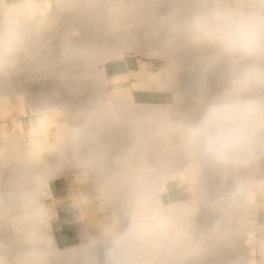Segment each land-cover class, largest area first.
I'll use <instances>...</instances> for the list:
<instances>
[{
  "label": "clouds",
  "instance_id": "9594fccd",
  "mask_svg": "<svg viewBox=\"0 0 264 264\" xmlns=\"http://www.w3.org/2000/svg\"><path fill=\"white\" fill-rule=\"evenodd\" d=\"M0 26V74L18 66L25 48L22 14L12 5ZM167 42L194 53L197 82L217 89L201 97L196 116L155 118L149 137L159 146L153 155L142 134L110 184L126 195L127 211L103 232V264H186L225 228L218 220L207 232L195 218L199 197L164 205L154 195L172 155L202 173L227 177L264 160V0H179L159 21ZM82 133L73 134L78 144ZM36 186L15 183L5 196L11 222L22 240L13 264H48L42 234L46 210ZM224 199H227L225 197ZM50 247V242H48ZM85 264H88L87 258Z\"/></svg>",
  "mask_w": 264,
  "mask_h": 264
},
{
  "label": "rangeland",
  "instance_id": "374dc122",
  "mask_svg": "<svg viewBox=\"0 0 264 264\" xmlns=\"http://www.w3.org/2000/svg\"><path fill=\"white\" fill-rule=\"evenodd\" d=\"M33 1L37 3V4H35L36 8L40 7L42 10V7L44 5L45 7L46 6L48 7V10H50V12L52 11V9L54 11L57 9L63 11V9H64V11H65L69 7V9L71 8L70 12L68 10L65 13L68 12V13H71V15L67 13L65 15L67 17V18H65V20H63L64 18H61L58 20L59 23H58V21L57 22L55 21L56 23L52 22L53 25H51L52 24L51 22H50V24H49V22H45V23H48V24L44 23L45 26L40 25V23H38V22L36 23V19L38 17L37 16L38 13H36L37 12L36 8H34L35 6H31V4H30ZM70 1L71 0H0V12H1L2 17H3V21H4L3 24H5L9 19V16H8L9 7L12 5H15V6L21 5V6H23V8L25 10V15H26V18L28 19L27 20L28 22L26 21V23L27 24L29 23L28 26L32 25V27L31 26L26 27L27 24L26 23L24 24L25 27L23 29V32L26 31V33H27V34L25 33L27 36V37H25L26 38L25 44L26 45L28 44L27 45L28 47L25 46L26 50H24V56H23L22 60L18 63L19 64L18 67L12 73H10L11 75L9 74L7 76H9L10 79H12V77L15 76V79L13 77L14 80H17L16 79L17 77H18V79H20L21 77L22 78L23 77L28 78L30 76L29 78H31L33 80H31V79L27 80V78H26V80H24L23 82H26V81L27 82L28 81H42L43 80L45 82L46 87L47 88L49 87L48 89H45L36 95L32 94L31 97L33 99V101H32L33 103L31 102V100H30L31 103L29 101L26 102L25 99H22L25 97L21 94L20 95L22 97L21 96L19 97L17 94H14L15 91L13 92L11 90L12 87H0V95H1L0 96V98H1L0 99V128H2V127L6 128V133H5L4 137H9L10 135H13L18 140L24 138L26 140V142L28 144V148L30 150L35 149L36 143H37V145H39L41 147L45 146L48 143L50 145L51 144H61V143H63L65 137H68L69 135L72 136L73 134H76L78 132L82 133V135L84 137L82 135H81V137H83L84 140L87 139V141L85 140L86 142H84V140H83V142H81V143L79 142L78 144H72V143L68 144L69 150L66 151L67 153L65 152L66 154L64 153L65 155H63V154L62 155L68 156V157L70 156V158L73 160L75 157V154H74L75 147L80 146V148H81V146H82L81 152H82V156L84 158H82V161H80L81 163H79V164L81 165L82 163H85L88 160L86 162L88 166L85 163L86 166L82 167V165H81V168L82 169H86V168L88 169L89 168L87 172H89V174L90 173L91 174L89 175L86 172L87 176L88 177L90 176L88 178V180L93 177L92 179H94V180L96 179V181L93 180L94 182L93 181L90 182V180H91L90 179L89 182L87 181V182H84V183L78 185L75 176L71 173L70 174L68 173V174L59 175V176L57 175L58 177L55 176L52 179H49L47 181V185L49 184V182L51 180H54V179L66 180L70 185H72L74 187V191L76 193L75 194L76 196L81 195L82 197H84L86 199V201L88 203V209H89V211L87 213L89 218L86 221V224L88 227V239L83 243H80V244L74 245V246H70V247L69 246L68 247H59L55 243L54 246L56 247L55 249L57 251V252H55L51 249V247H49V244L47 243V239L49 236L43 235L46 238V242H45L46 245L44 244V247L49 252L48 264H65V262L61 263V260H59V259H61V258H59V256H60L59 254L62 255V254H66L68 252H70V253L75 252L74 254L76 257L74 258V260L70 261L71 264H85L86 258L88 260V264H91V261H94V260L95 261L98 260V261H96V264L97 263L100 264L103 259H99V258H102V257H98V259L90 260L91 258L97 257V255H99V254L89 253L88 249H93L95 247H102L101 241L103 238L104 230L115 219L121 218L123 216L122 211H120L121 207H123L121 205H123V204H119V205H117L118 206L117 207L113 202H114V200L119 202L123 197L126 198V195H125L123 190L116 191L113 189V187L110 184L109 178L111 179L112 175H114V173H117L118 170H120L124 166V163H123L124 159L123 158L125 156H127L129 151L135 145H137V134L139 133V131H140L139 134L144 135L143 136L144 141L146 140L144 143V147L147 148L153 155L156 154L159 146L148 136L149 134L144 131V130L148 131L147 129H149L151 131L150 128H152L153 121L155 120V118H153L154 120L152 118H148L149 120L152 119L149 121L148 119H146V117H143V118L142 117H135V116L132 117V115L129 114L127 104L124 102H121V101L118 103L116 101L115 102L111 101L110 102L111 104L109 102H108L109 103L108 104L107 102L103 101V98H101L100 96H97V95L94 97H89L90 99H88V98H86L87 96L84 97L86 95V93L98 92L97 89H94V88L91 89L90 87H88V88L87 87H80L78 85L79 89L76 88L75 91H73L74 93L76 92L77 94L81 95V97L84 98L83 100L81 97H78V98L71 97L70 98V97H66V96H64V97L59 96V95H57L58 92L56 90V87H57L56 80L57 79H55V75H57V72L59 71V69L61 70L62 73L58 72L57 76H59V73L63 74L65 72H67V68H65V67H67V65H69V63L76 62L78 57L81 58V57L85 56L84 59L90 60L91 62L94 59V61H95L96 58H99L98 55H100L101 51L105 50V48L108 49V50L106 49V52L110 50V52H107V54L109 53L110 55L109 54H108V56L105 55L103 58L99 59L100 62L98 61V69H99V71H101L103 73H104V66L106 64L113 63V62L117 61L118 59L125 57V56L134 57L135 59H137L139 61V64H140V62H144V66H141L142 71H144L143 73L151 74L152 79L149 80L152 84L151 86L155 85V87H157V88L156 89L153 88V89H155V91H157L158 94L162 95V97H159L158 100L156 101V103H154V104H137V103H135V104H137V105H152V106H173V107L177 106L176 104H178L177 113L176 114L174 113V115H173V117H175V118H180L183 116H188V117L194 118L196 116L198 110H199L202 95L206 96L207 93H210L211 91H213V88L215 91L217 89L216 87H218V86H217V83L215 80H209L206 87L201 88V86L197 82V78L195 80L196 73H194L195 72L194 71V53L191 50L184 48L182 46L170 45L167 42L166 31L160 27V24L158 21L150 23L153 25H151L149 27L148 26L145 27V29L142 30L143 32H141V34L138 35L139 36L138 38H141V40L143 41L142 43H145V45L143 44L142 46L144 48L147 47V51L150 49V51H148V52L145 51L144 53L145 54L149 53L148 55H150V52L153 49V47L149 46V45H153V46L156 45L155 47L159 46V48H161V50L163 49L164 52L169 51L170 54L174 53L175 55L174 54L173 55L175 56V58H174V56L171 58H166V56H168L169 53H168V55H166L167 53L166 54L164 53V55H163V51H160L157 48H155V50L156 49H157V51L159 50V53H161L163 56H161V54H158V55L156 54L155 56H152L153 54L151 53L152 55L147 56V54H146L147 57L146 56L144 57V55H141L140 53H137L135 51H126V50L122 51L119 54L118 52L111 51V49H110L111 46L109 44L114 43V40H115L114 36H111V37L106 36L107 38H104L102 36L103 39L101 38V40L102 41L104 40L103 43H102V41H99L98 42L99 44L95 43L96 41L93 42V44L90 43V45L88 44L89 46L87 45V47L85 49H82L77 54H76V52H78V51H76V52L74 51L75 53H73V51L71 50V52H70L69 49L66 48L67 45L65 46V49H67L66 51H63L64 48L63 49L57 48V49H55V54H54V51L51 52L54 49L51 46H49L50 42H52V40H54V39H57V37H55V36L61 34L62 32H66L68 30L67 28H69V29L71 28V24L73 23V17L72 16H74L73 14H75L77 12V10L79 11L81 8L86 10L85 8H88L87 6H89L91 4V2L94 3L97 0H90V1L75 0L76 2H74V0H72L73 2L71 1V3H73V4H70ZM102 1H106V0H102ZM118 1H119L118 2L119 4H117V5L119 7H118V11L116 12V14H118L117 17L120 18V16L124 15V16H128L130 18V14H133V12H134L133 15L135 17L134 16H131V17L136 18L137 15H135V13L136 14L140 13V12H138V10H139V8L142 9V7H141L142 4H144L143 7L147 6V8H148V5H149V8H151L150 5H152L153 8L154 7L156 8L157 6L159 8V6L160 7L162 6L161 8L163 9V7H164L163 4L167 5V3H168L167 1H169V0H167V1L166 0H162V1L158 0V2L153 0V2H154L153 4L155 5V3H156L157 6H154L153 4H151V0H144V2L142 0L141 1L140 0H133V1L132 0H118ZM163 1H164V3H162ZM109 2L113 6H115L117 3L116 0H109ZM133 2L137 6H134ZM137 2L138 3L143 2V3L140 6V3L138 5ZM145 2H148V5ZM110 3H108V5H106V7H110L111 6ZM62 4H64L65 6H63ZM128 6H129L130 10L132 8L135 11L132 10L133 12H131L130 10H128ZM131 6H133V7H131ZM138 6H140V7H138ZM45 7H43L44 10L47 9V7L46 8ZM62 7H63V9H62ZM76 7H78V8L80 7V8L76 9ZM111 8H112V6H111ZM161 8H159V10ZM145 9H146V7H145ZM44 10H42V11H44ZM44 12H42V13H44ZM68 16H69V18H71V17L72 18L68 19ZM60 20L63 24L60 22ZM157 22H158V24H157ZM51 27H53V28H51ZM25 28H29V31H27V29H25ZM30 28L31 29L35 28V30L34 29L31 30ZM61 28L66 29V31L65 30L63 31ZM60 31H62V32H60ZM29 34H31L32 36ZM110 38H112L113 42H112V40H110ZM160 39H161V41H160ZM45 40H46V42H49V44L46 43ZM29 41H30V43H29ZM105 42H107V44ZM44 43H45V45H44ZM104 43L106 45H104ZM160 44H163V45H160ZM47 45H48V47H47ZM40 46H41V48H40ZM71 47L72 46L69 45V48H71ZM31 48L33 49V52L35 54L32 52V50H30ZM43 50H45L44 53L42 52ZM58 50H61L63 52L59 53ZM84 50H86V51H84ZM93 51L95 53H92ZM99 51H100V54H99ZM172 51H174V52L172 53ZM80 52L82 55L80 54ZM181 53H182V57L180 56ZM189 53H190V55H189ZM25 55H28V56L25 57ZM51 55H53V56H51ZM112 56H114V57H112ZM178 56H180V57H178ZM183 56H186V57L183 58ZM187 56H188V59L190 58L189 60L187 59ZM31 57H33V60ZM46 57H48V58H46ZM168 57H170V55ZM24 58H26L25 61L23 60ZM29 58H31V59H29ZM72 60H73V62H72ZM101 60H102V62H101ZM190 60H191V62H190ZM35 61H37L38 63L36 62L37 64H35ZM184 63H187V64H185V66H184ZM191 63H193V64H191ZM21 64L25 65V67H23ZM63 65H65L64 66L65 69L61 68V66L63 67ZM20 66L22 68H20ZM186 67H187V69H186ZM152 71L154 73H152ZM187 73H189V74H187ZM43 75L44 76L47 75V77H44ZM192 75H194V76H192ZM33 76L34 77L36 76V77L34 78ZM52 76H54V78ZM175 77L178 78V80L175 79ZM49 78L51 79L50 81L52 82V84H50L51 83L50 81L47 82L49 80ZM34 79H37V80H34ZM45 79H47V80L45 81ZM22 80L23 79H21V81ZM6 81H8V80H6ZM17 81H19V80H17ZM106 81H107V79H106ZM53 84H54V86H53ZM4 85H7V84H4ZM158 85L161 87H159ZM106 87L110 92H124V91L128 90L126 88H123V86H113V85H109L108 83H106ZM81 90H83V91H81ZM197 93L198 94L202 93V94L201 95L199 94L200 95L199 96V95H197ZM185 94H187V95H185ZM15 98L17 100H15ZM182 98H184V99H182ZM182 100H183V102H182ZM103 102H104V104H103ZM112 103H114V104H112ZM187 103L190 105H188ZM33 104H36L37 108H35V105H33ZM59 104L63 105L64 107L61 106V109H52L51 107H49V106L58 107L57 105H59ZM87 104H88V106H87ZM191 104H193V105H191ZM105 105L108 108L105 107ZM109 105H110V107H109ZM115 105H117V106H115ZM66 108H68L67 111H66ZM117 109H119V110H117ZM63 111L67 115L72 116L73 119L71 117L66 122H59L58 120L61 117H63ZM115 111H116V114H115ZM104 112H107V114ZM110 112H112V113H110ZM117 112L119 113V116H118ZM77 114L79 116H77ZM178 115H180V116H178ZM75 116L78 118H76ZM80 117H82V118L79 119ZM75 118H76V121H75ZM77 120L78 121L81 120V122L80 121L78 122ZM83 121H84V123H83ZM87 123H89V124H87ZM72 124L75 125V127L72 126ZM77 124L78 125L80 124V125L77 127ZM69 125L71 126V128H69L70 127ZM88 125H89L91 130L89 129ZM96 125H97V127H96ZM109 126H111V127L109 128ZM106 127L108 129H106ZM99 129L101 130V133L103 132V134L99 133L100 132V131H98ZM104 129H106V130H104ZM67 131H69V132H67ZM96 131H98V132H96ZM106 131H107V133H105ZM141 131H144V132L142 133ZM98 133H99V136H98ZM104 134H107V135L105 136ZM2 135L3 134H0V137ZM92 136H94V137L96 136V137L92 139ZM102 137L105 138V140ZM130 144H131V146H130ZM153 149H154V151H153ZM70 150H71V152H70ZM126 151H128V152H126ZM107 154H109V156H107ZM122 155H124V156H122ZM49 157H53V156H49ZM53 158L47 159L49 161V164L59 163V161H60L59 158L58 159L54 158V160L56 162L53 160ZM176 158H177V164L178 165L177 166L174 165L175 168H177V167L179 168V166L182 167L184 164V163L182 164V162H185V160H183L184 158L182 156H180V158H183V159L178 158V156ZM84 159H86V161ZM178 159H179V161H178ZM72 160H71V165H69V167L67 168L68 169L67 171H70L71 169H73L75 166L78 165L77 164L78 162L75 161V159L73 161L74 163L72 162ZM114 162H116V163H114ZM178 162L181 163L182 165L179 164ZM186 162H185V166L187 164ZM254 166L255 165H252L251 168L249 167V168L241 169L240 171L236 172L237 176L235 177V179H233V182L231 181V184H233V185L231 186V188H229L227 191L224 192V195H226L228 198L227 199L228 200V211L230 213V218L237 225H239V228H241V225H242L245 230H248V232H251L254 235L253 237H254V242H255V246H256L255 258H254L255 262H256L255 264H264V167L262 166V167L257 168V166H255V167ZM107 168H108V171L110 170L109 172H107ZM116 169H118V170H116ZM177 170L179 171V169H176V172H177ZM251 171H252V174H251ZM93 172L96 174H94ZM176 172L172 173V176L168 177L165 180V184H174L176 186H179L180 197H179V199H177L178 201H175V202L165 201L162 198L163 197L162 193L164 192L163 191L157 195V198H159L161 200V203L164 205H173V204L188 202V201L193 200L195 197L194 196L195 195V191H194L195 185L192 184L193 183L192 181H194V180L191 179V177L186 172H183V170H181V169L179 172H177V173ZM92 173L94 174V176ZM53 174H55V173H53ZM108 174H109V176H108ZM97 175H98V177H100V178H98L99 181L97 180ZM249 175H251V176H249ZM36 179L39 180L38 176L37 177L35 176L33 181L34 182L38 181ZM258 180H260V182ZM33 181H32L33 186H36V183L34 184ZM198 183L201 184L202 180H199ZM91 185H93V190H95L97 188L98 189L95 191H92V189L89 188V187L92 188ZM108 185H110V187ZM38 186L40 189L41 188L40 181H39ZM85 186H88V187L85 188ZM247 186H251V189H252V195L250 198H249L250 195L245 194L246 193L245 190H247ZM88 188H89V190H88ZM104 189L106 192L104 191ZM100 190H101V192H100ZM109 190L111 191L112 194L110 193ZM107 191H109V192H107ZM109 193L111 194L110 197H109ZM120 196H121V198H120ZM122 200H124V198ZM249 200H253L255 202V206H256V211H255L256 213L255 214H252V213L250 214L249 213L250 209L248 211L249 204H247V203H249ZM112 208H117L119 211L113 212ZM4 217H5V215L3 214L2 210L0 209V225L1 226L3 225V223L5 221ZM9 218H8L9 221H6V223H7V227L11 230V229H13V226H12V222H11V217L9 216ZM213 222H211V224ZM195 224H196V227L199 231H204V232H207V230L210 229V227H212V225H213V224L212 225L210 224V221L199 220V219H197V220L195 219ZM49 225H50V222H49ZM250 225H253L252 231H251ZM51 234H52V231H51ZM0 237H1V235H0ZM18 237L20 238V236L18 235V236H15L13 238H9V239L16 241V240H18ZM7 238H8V236H6V239ZM255 239H256V241H255ZM19 240H21V238ZM0 242H1V240H0ZM18 243L22 244V242H20V241H18ZM10 244H12V243H10ZM21 244H14L13 246H11V248L15 247V245L21 246ZM11 248H10V254H9L8 258H6L5 261L1 260L2 258L0 255V264H13L14 258H15L19 249H16L17 251L15 249H13L14 250V252H13L11 250ZM101 255H99V256H101ZM78 256H80V258ZM227 256L229 259H227L226 261H223L222 264H228V263L230 264L231 263L230 256H233V254L230 252L227 254ZM1 261L2 262L4 261V262L2 263ZM95 261L92 263L95 264ZM203 261L202 262L197 261V262L199 264H205V261L204 262ZM187 262H186V264L196 263V261L192 262L191 259H190V261L188 260ZM70 263L67 262L66 264H70ZM101 264H103V263H101Z\"/></svg>",
  "mask_w": 264,
  "mask_h": 264
},
{
  "label": "bare ground",
  "instance_id": "6f19581e",
  "mask_svg": "<svg viewBox=\"0 0 264 264\" xmlns=\"http://www.w3.org/2000/svg\"><path fill=\"white\" fill-rule=\"evenodd\" d=\"M72 1V0H71ZM70 1V4H73L71 3ZM82 1V0H81ZM86 1V0H85ZM87 1H90V0H87ZM133 1V0H132ZM141 1V0H140ZM144 2V0H142ZM156 2H158V0H155ZM162 1V0H161ZM160 1V2H161ZM167 1V0H166ZM73 2V1H72ZM74 2H76L74 0ZM116 5L113 6L109 0L107 1H102V0H97L95 1L94 3L91 2V4L89 6H87L88 8H85L86 10L84 9H80L79 11L77 10V12L75 14H73L74 16L73 17V23L71 24V28H67L68 30L66 31V29L64 28H61L63 31L65 30L66 32H62L61 34L55 36L57 37V39H54L52 40V42H45L49 44V46H51L54 50H52L51 52L54 51V54H55V49H63V51H66L67 49H69V51L71 52V50L73 51V53H75L76 51V54L79 53V51H81L82 49H85L87 47V45L90 43L93 44V42L95 43H98L99 41H102L101 38L102 36L104 38H107L106 36H114L115 37V40H114V43L113 44H109L111 46V51H115V52H118L119 54L122 52V51H135L137 53H140L141 55H144V57L146 56H155L156 54H161L159 53V50L160 51H163V55L164 53L166 55H168L169 51L168 52H164V50L161 48L158 47H155L156 45H149V46H152L153 49L151 50L150 52V55H148L149 53H144L145 51H147V47H143L142 45L145 43H142L143 41L141 40V38H138L141 34V32H143L142 30L145 29V27H149L153 24H150V23H153L155 21H160L161 17H163L164 15L167 14V12L175 6L176 3L179 2V0H169L167 1V5H164L163 4V9L159 6V8H161L159 10L158 6L153 4V0H151V4H153L154 6H157L156 8L152 5H150L151 8H149V5H148V2H145L147 3L148 5V8L147 6L146 9L145 7H143L144 4H142L141 2L140 3V6L142 4V9L139 8L138 14L135 13L136 18H134L135 16L133 15L134 12L131 8H129L128 6V10H130L131 12H133V14H130V18L128 16H118V14H116V12L118 11V5L119 4L118 0H116ZM136 2V1H135ZM60 3V2H59ZM81 3V2H80ZM84 3V2H83ZM108 3H110L111 6L110 7H106V5H108ZM134 3V2H133ZM139 3L137 2V4L139 5ZM164 3V1L162 2ZM31 6H35L34 8H36V5L37 4L36 2H32L30 3ZM61 4V3H60ZM88 4V3H87ZM131 4V3H130ZM158 4V3H157ZM160 4V3H159ZM63 6H65L64 4H62ZM134 6H137L135 5V3L133 4ZM161 5V4H160ZM17 6V5H16ZM80 6V5H79ZM84 6V5H83ZM138 6V7H140ZM43 7H45L43 5ZM42 7V10H44ZM47 7V6H46ZM45 7V8H46ZM71 7V6H70ZM82 7V6H81ZM85 7V6H84ZM133 7V6H131ZM26 8V7H25ZM55 8V7H54ZM65 8V7H64ZM78 7H76L77 9ZM80 8V7H79ZM78 8V9H79ZM135 8V7H134ZM63 9V7H62ZM66 9V8H65ZM71 9V8H70ZM70 9L68 7L67 10L63 11L62 10H53L50 12V10H48V7L46 10L42 11L41 8L37 7L36 8V13L37 14V19H36V23H40V25H44L45 22H50L54 23L55 21L57 22L59 19L61 18H64L63 20H65V18H67L65 15L68 13H65L66 11L69 10L70 12ZM73 9V8H72ZM138 9V8H137ZM136 9V10H137ZM165 9V10H164ZM16 10L22 14V17L26 23V21L28 20L26 18V15H25V10L23 8V6L19 5L16 7ZM44 13H42V12ZM76 11V10H75ZM129 11V12H130ZM135 11V10H134ZM72 12V11H71ZM71 15V13H68ZM131 16H134V17H131ZM71 17V18H72ZM69 18L68 16V19H71ZM67 21V20H66ZM150 21V22H149ZM3 17H2V14L0 12V26L4 25L3 24ZM28 22V21H27ZM55 22V23H56ZM61 22V20H60ZM157 22V24H158ZM24 23V24H25ZM53 23L51 25H53ZM59 23V21H58ZM57 23V24H58ZM62 23V22H61ZM27 24V23H26ZM29 24V23H28ZM28 24L26 25V27H32V25L28 26ZM45 24H48V23H45ZM63 24V23H62ZM37 25V24H36ZM39 25V24H38ZM39 25V26H40ZM58 26V25H57ZM25 27V25H24ZM56 27V26H55ZM61 27V26H60ZM59 27V28H60ZM43 28V27H42ZM53 28V27H51ZM24 29V28H23ZM27 29V31H29V28H25ZM31 29V28H30ZM35 30V28H32ZM31 29V30H32ZM30 30V31H31ZM41 30V29H40ZM39 30V31H40ZM43 30V29H42ZM46 30V29H45ZM58 32V31H57ZM26 31L24 32V35L25 37L26 36ZM31 33V32H30ZM34 33V32H33ZM38 33V32H37ZM31 35V34H29ZM32 36V35H31ZM113 38V37H112ZM112 38H110V40H112ZM26 39V38H25ZM103 39V38H102ZM31 40V39H30ZM104 41V40H103ZM102 41V43H103ZM106 41V40H105ZM109 41V40H108ZM107 41V42H108ZM161 41V39H160ZM34 42V41H33ZM107 42H105L107 44ZM110 42V41H109ZM113 42V40H112ZM159 42V41H158ZM30 43V41H29ZM101 43V42H100ZM104 43V45H106ZM99 44V43H98ZM28 45V44H27ZM26 44L25 46L28 47ZM45 45V43H44ZM67 45V49H65V46ZM69 45L72 46L71 48H69ZM88 45V46H89ZM103 45V44H102ZM160 45H163V44H160ZM108 46V45H107ZM106 46V47H107ZM31 47V46H30ZM29 47V48H30ZM48 47V45H47ZM161 47V46H160ZM38 48V47H37ZM41 48V46H40ZM92 48V47H91ZM155 48L159 49L157 51V49L155 50ZM89 49V48H88ZM104 49V48H103ZM106 49L105 50H102L101 51V54H100V51H99V54L98 57L99 58H96L95 61L93 59V61L91 62L90 60H86L84 59V57H81L79 58L78 57V61L76 60V62H72L73 63H69V65H67V72L61 74V70L59 69L58 72H61L59 73V76L58 75V72H57V75H55V79L56 80V84H57V87H56V90H57V95L59 96H66V97H75V98H78V97H81V95L77 94L76 92L74 93L73 91H75L76 88H78V85L80 87H90L91 89H97L98 92H93V93H86V95L84 97L90 99L89 97H94V96H100L101 98H103V101L104 102H111V101H116L117 103L118 102H124L127 104L128 106V111H129V114L132 115V117H146V119L148 118H156L158 117L160 114H163V113H168V114H172V116L174 115V113L176 114L177 113V108H178V104H176L177 106H152V105H137V104H134L131 100V94L129 91H124V92H110L107 87H106V77H105V74L101 71H99L98 69V61L99 59L103 58L105 55L108 56L107 52H110L107 51L106 52ZM145 49V50H144ZM24 50H26L24 48ZM30 50H32L33 52V49L31 48ZM49 50V49H48ZM47 50V51H48ZM108 50V49H107ZM166 50V49H165ZM187 50V49H186ZM185 50V51H186ZM59 53L60 52H63L61 50H58ZM75 51V52H74ZM86 51V50H84ZM89 51V50H88ZM87 51V52H88ZM92 51V50H91ZM104 51V52H103ZM150 51V49L148 50ZM147 51V52H148ZM157 51V52H156ZM167 51V50H166ZM182 51V50H181ZM31 52V53H32ZM43 53L45 52V50L42 51ZM50 52V51H49ZM68 52V51H67ZM97 52V51H96ZM174 51H172L173 53ZM177 52V51H176ZM189 52V51H188ZM30 53V54H31ZM34 53V52H33ZM58 53V54H59ZM69 53V52H68ZM86 53V52H85ZM89 53V52H88ZM92 53H95L94 51ZM91 53V54H92ZM113 53V52H112ZM152 53V54H151ZM26 54V53H25ZM35 54V53H34ZM57 54V53H56ZM81 54V52H80ZM79 54V55H80ZM174 54V53H173ZM173 54H170V57L166 56V58H171L173 57L174 55ZM178 54V53H177ZM193 54V53H192ZM46 55V54H45ZM44 55V56H45ZM82 55V54H81ZM110 55V54H109ZM118 55V54H117ZM161 54V56H163ZM172 55V56H171ZM180 55V54H179ZM190 55V53H189ZM24 56V51L21 53L20 55V59H19V62L22 60ZM28 56V55H25V57ZM43 56V55H42ZM53 56V55H51ZM146 56V57H147ZM182 57V53L180 55ZM178 56V57H180ZM49 57V56H48ZM46 57V58H48ZM114 57V56H112ZM119 57V56H118ZM177 57V58H178ZM186 57V56H183V58ZM32 60H33V57H31ZM29 58V59H31ZM175 58V56H174ZM182 58V59H183ZM44 59V58H43ZM81 59V60H80ZM84 59V60H83ZM179 59V58H178ZM187 59H188V56H187ZM190 59V58H189ZM188 59V60H189ZM24 61L26 60V58L23 59ZM45 60V59H44ZM107 60V59H106ZM181 60V59H180ZM185 60V59H184ZM41 61V60H40ZM39 61V62H40ZM37 61H35V64ZM44 62V61H43ZM100 62V61H99ZM102 62V60H101ZM191 62V60H190ZM26 63V62H25ZM34 63V62H33ZM61 63V62H60ZM71 64V65H70ZM185 64L187 63H184V66ZM193 64V63H191ZM19 65V64H18ZM22 65V64H21ZM33 65V64H32ZM66 65V64H65ZM63 67L61 66V68L65 69L64 66ZM177 65V64H176ZM179 65V64H178ZM182 65V64H181ZM189 65V64H188ZM23 67H25V65H22ZM18 67V66H17ZM20 68H22L20 66ZM187 69V67H186ZM64 71V70H63ZM66 71V70H65ZM189 71V70H188ZM185 72V71H184ZM56 73V72H55ZM186 73V72H185ZM195 73V72H194ZM43 74V73H42ZM189 74V73H187ZM11 75V74H10ZM20 75V74H19ZM53 75V74H52ZM18 76V75H17ZM16 76V77H17ZM42 76V75H41ZM44 76V75H43ZM57 76V77H56ZM181 76V75H180ZM188 76V75H187ZM194 76V75H192ZM196 76V75H195ZM14 79H15V76H13ZM12 77V79L9 78V76L7 75H4V74H0V87H12V91L14 92V94H17L19 97L21 95H23L25 98H22V99H25L26 102H31L33 101L31 95H36L38 94L39 92L45 90V89H48L45 85V82L42 80V81H26V82H23L24 80H26V78H20L18 79V77L16 78L17 80H14ZM30 77V76H29ZM27 78L28 79H31V78ZM34 77V76H33ZM36 77V76H35ZM34 77V78H35ZM44 77H47L44 76ZM50 77V76H49ZM54 78V76H52ZM147 77L149 79L152 78L151 74H147ZM177 77V76H176ZM178 80V78H176ZM183 77V76H182ZM197 76L195 77V80H196ZM21 79H23L21 81ZM8 80V81H6ZM33 80V79H31ZM34 80H37V79H34ZM47 79H45L46 81ZM51 79L49 78V80L47 82H49ZM9 84H8V83ZM51 82V81H50ZM181 82V81H180ZM196 82V81H195ZM3 84V85H2ZM4 84H7V85H4ZM52 84V82L50 83ZM2 85V86H1ZM54 86V84H53ZM159 86V85H158ZM218 86V85H217ZM161 87V86H159ZM185 87V86H184ZM197 87V86H196ZM51 88V87H50ZM217 88V87H216ZM79 89V88H78ZM77 89V90H78ZM83 91V90H81ZM213 91H214V88H213ZM213 91H211L210 93H212ZM87 92V91H86ZM210 93H207L210 94ZM12 94V93H11ZM10 94V95H11ZM21 94V95H20ZM182 94V93H181ZM191 94V93H190ZM200 95L202 93H199ZM197 93V95H199ZM187 95V94H185ZM196 95V94H195ZM199 95V96H200ZM1 96V95H0ZM181 96V95H180ZM183 96V95H182ZM202 96H205V95H202ZM14 97V96H13ZM16 97V96H15ZM22 97V96H21ZM82 100L84 99L83 97H81ZM199 98V97H198ZM197 98V99H198ZM1 99V98H0ZM19 99V98H18ZM184 99V98H182ZM196 99V100H197ZM15 100H17L15 98ZM191 100V99H190ZM195 100V99H194ZM14 101V100H13ZM88 101V100H87ZM16 102V101H15ZM14 102V103H15ZM30 102V103H31ZM103 102V104H104ZM183 102V100H182ZM188 102V101H187ZM33 103V102H32ZM108 103V104H109ZM48 104V103H47ZM111 104V103H110ZM114 104V103H112ZM183 104V103H182ZM188 104V103H187ZM35 105V108L36 107V104H33ZM190 105V104H188ZM193 105V104H191ZM45 106V105H44ZM43 106V107H44ZM58 107H54V106H49L51 107L52 109H61V106L63 105H57ZM60 106V107H59ZM83 106V105H82ZM88 106V104H87ZM113 106V105H112ZM117 106V105H115ZM187 106V105H186ZM185 106V107H186ZM64 107V106H63ZM105 107H107L105 105ZM110 107V105H109ZM85 108V107H84ZM108 108V107H107ZM34 109V108H33ZM42 109V108H41ZM65 109V108H64ZM46 110V109H45ZM68 110V108H66V111ZM113 110V109H112ZM119 110V109H117ZM179 110V109H178ZM36 111V110H35ZM38 111V110H37ZM40 111V110H39ZM110 111V110H109ZM113 112V111H112ZM110 112V113H112ZM107 114V112H104ZM118 113V112H117ZM73 114V113H72ZM76 114V113H75ZM115 114H116V111H115ZM111 115V114H110ZM77 116H79L77 114ZM100 116V115H99ZM118 116H119V113H118ZM180 116V115H178ZM72 116H69L67 115L64 111H63V117H61L58 121L59 122H66L68 121ZM76 117V116H75ZM78 118V117H76ZM76 118H75V121H76ZM82 117H80L79 119H81ZM175 118V117H174ZM73 119V117H72ZM85 119V118H84ZM150 119V120H152ZM149 120V119H148ZM149 120V121H150ZM154 120V119H153ZM78 121V120H77ZM81 122V120H79ZM78 121V122H79ZM89 121V120H88ZM87 121V122H88ZM95 121V120H94ZM77 122V123H78ZM92 122V121H91ZM152 122V121H151ZM84 123V121H83ZM93 123V122H92ZM89 124V123H87ZM65 125V124H64ZM63 125V126H64ZM80 125V124H79ZM77 124V127L79 126ZM70 126V125H69ZM72 126L75 127V125L72 124ZM82 126V125H81ZM89 127V125H88ZM97 127V125H96ZM111 126H109L110 128ZM71 128V126L69 127ZM73 128V127H72ZM64 129V128H63ZM90 129V127H89ZM101 129V128H100ZM98 130L100 131L99 133H101V130ZM106 129H108L106 127ZM104 129V130H106ZM151 129V128H150ZM71 130V129H70ZM91 130V129H90ZM96 130V129H95ZM148 131L144 130L145 132H147L148 134L150 133L149 129H147ZM96 131V132H98ZM144 131H141L142 133ZM69 132V131H67ZM95 132V133H96ZM6 133V128L5 127H2L0 128V134H3L1 137H0V209L2 210L3 214L5 215V221L3 223V225L0 227V235H1V242H0V255H1V260H6V258H8L9 254H10V248L11 246H13L14 244H21V243H18V241L22 242V240H19L20 238L18 237V240H10L9 238H13L15 236H18L17 232L14 230V227L13 229H9L7 227V223L6 221H9V216L12 217L13 213L10 209V206L7 204L6 200L4 199L6 194L8 193V191L10 190V188L15 184V183H19V182H24V183H28V184H32V181L33 179L35 178V176L39 178L36 179L38 181H40L41 183V188H40V202L42 204V206L45 208V200L47 198H49V188H48V185H47V181L49 179H52L53 177L55 176H59V175H64V174H73L76 178V181L79 184H82L84 182H90L93 181L94 179L90 178L88 180V177L86 172L88 171V169H82L81 168V165L82 167L83 166H86L87 165V161L86 159H84L86 162V165L85 163H82L81 165L79 163H81L80 161H82V158H84L82 156V152H81V149H82V146L80 148V146H77L75 147L74 149V154H75V161H77L78 165L75 166L73 169H71L70 171H67L69 165H71V158L70 156H63L65 155L69 150V147H68V144H70V135L68 137H65L63 143L61 144H46L45 146L41 147L39 145H37V143L35 144V149L33 150H30L28 148V144L26 142V140L24 138L18 140L16 137H14L13 135H10L9 137H4ZM99 133H98V136H99ZM107 133V131L105 132ZM140 133V131H139ZM90 134V133H89ZM97 134V133H96ZM103 134V132L101 133ZM147 134V135H148ZM95 135V134H94ZM105 136L107 134H104ZM83 136V135H82ZM103 136V135H102ZM144 136V135H143ZM146 136V135H145ZM149 136V135H148ZM147 136V137H148ZM84 137V136H83ZM81 137L82 139L80 140V143L83 142L84 138ZM88 137V136H87ZM86 137V138H87ZM91 137V136H90ZM89 137V138H90ZM96 137V136H95ZM94 136H92V139L95 138ZM101 137V136H100ZM104 137V136H103ZM102 137V138H103ZM144 138V137H143ZM105 140V138H103ZM87 141V139H85ZM84 140V142H86ZM89 140V139H88ZM108 141V140H107ZM113 141V140H112ZM132 141V140H131ZM146 141V140H145ZM109 142V141H108ZM116 144V143H115ZM83 145V144H82ZM124 145V144H123ZM71 146V145H70ZM109 146V145H108ZM107 146V147H108ZM112 146V145H111ZM131 146V144H130ZM84 147V146H83ZM110 147V146H109ZM150 147V146H149ZM85 149V148H84ZM151 149V148H150ZM125 150V149H124ZM83 151V150H82ZM111 151V150H110ZM154 151V149H153ZM66 152V153H65ZM71 152V150H70ZM128 152V151H126ZM125 152V153H126ZM65 153V154H64ZM63 154V155H62ZM129 154V153H128ZM127 154V155H128ZM49 156H53L55 159H60L59 163H56V164H49V161L47 159L49 158H53V157H49ZM105 156V155H104ZM103 156V157H104ZM107 156H109V154H107ZM124 156V155H122ZM180 158V154L179 153H176L174 155H172V157L170 158V161L168 162V164L165 166V169L162 171L160 177H159V180H158V185H157V190L155 191L154 195L155 197L157 198V195L160 194L163 190H164V184H165V180L172 176V173H175L176 172V169H180L183 170V172H186L190 177L191 179H195L194 177V170L192 168V166L186 162L185 159L183 158H180V159H183L185 160V162L187 163L186 166H185V162H182L183 166L179 168H175V166H177V157ZM53 158V160H54ZM74 159L72 160V162L74 161ZM92 159V158H91ZM52 160V161H53ZM97 160V159H96ZM182 160V161H183ZM55 161V160H54ZM179 161V159H178ZM56 162V161H55ZM58 162V161H57ZM84 162V161H83ZM97 162V161H96ZM74 163V162H73ZM89 163V162H88ZM116 163V162H114ZM124 163V162H123ZM179 163V162H178ZM76 164V163H75ZM84 164V165H83ZM92 164V163H91ZM181 164V163H179ZM181 164V165H182ZM175 165V166H174ZM255 166L258 167H264V160H261L259 162H257L256 164H254ZM88 166V165H87ZM254 166V167H255ZM253 167V168H254ZM85 168V167H84ZM251 168V167H250ZM86 170V171H85ZM98 170V169H97ZM112 170V169H111ZM118 170V169H116ZM258 170V169H257ZM256 170V171H257ZM96 171V170H95ZM106 171V170H105ZM110 171V170H109ZM108 171V168H107V172ZM119 171V170H118ZM177 170V172H179ZM176 172V173H177ZM55 173V174H53ZM89 174V172H87ZM94 173V172H93ZM92 173V174H93ZM106 173V172H105ZM254 173V172H253ZM91 174V173H90ZM89 174V175H90ZM96 174V173H94ZM93 174V176H94ZM115 174V173H114ZM237 173H233L227 177H223V176H220V175H216V174H208L207 172L205 173H202L199 180H202V183H198L196 184L194 187H195V198H198L200 199V211L198 213V215L196 216V220L199 219V220H207V221H210V224L211 222H214L216 223L218 220H221L223 221V223L225 224V228L224 230L219 234V235H216V236H213L209 239L208 242H206L203 247H202V250L196 255L194 256L193 258H191V261L195 262L196 263H192V264H197L198 262H202L203 260L205 261V264H222L223 261H226L228 258L227 254L228 253H232L233 256H230V261L232 264H255V249H256V246H255V242H254V235L251 233V232H248V230H245L243 228V226L241 225V228H239V225H237L231 218H230V213L228 211V198L227 199H224L225 197H227L226 195H224V192L227 191L229 188H231V186L233 184H231V181L233 182V179H235V177L237 176L236 175ZM251 174H252V171H251ZM257 174V173H256ZM107 175V174H106ZM57 176V177H58ZM109 176V174H108ZM113 176V175H112ZM251 176V175H249ZM107 177V176H106ZM105 177V178H106ZM100 177H98L97 175V180L99 181ZM108 178V177H107ZM110 180V178H109ZM96 181V179L94 180ZM93 181V182H94ZM192 181V180H191ZM260 182V180H258ZM262 181V180H261ZM193 182V181H192ZM253 182V181H252ZM33 183L35 184L36 182L33 181ZM193 184V183H192ZM200 184V185H199ZM194 185V184H193ZM91 187H89L90 189H92V191H95L93 190V185H91ZM110 187V185H108ZM88 187V186H85V188ZM95 187V186H94ZM88 188V190H89ZM111 189V188H110ZM87 190V189H86ZM105 191V189H104ZM110 191V190H109ZM107 191V192H109ZM247 195H250L249 198L251 197L252 195V189H251V186H247V190H245ZM89 192V191H88ZM101 192V190H100ZM106 192V191H105ZM97 193V192H96ZM111 193V191H110ZM109 193V197L110 194ZM95 194V193H94ZM98 194V193H97ZM108 195V194H107ZM106 195V196H107ZM121 198V196H120ZM124 198V200H122ZM119 202L114 200V204L117 206L119 204H123L121 206V209L120 211H122V213H124L125 211H127V203H126V198L123 197ZM160 202L161 200L159 198H157ZM180 204V203H179ZM249 204L248 206V211L250 209V214H255L256 212V206H255V202L253 200H249ZM118 207V206H117ZM46 210V209H45ZM112 211L113 212H118L119 210L117 208H112ZM253 217V216H252ZM9 218V219H8ZM204 218V219H203ZM213 222V223H214ZM212 223V224H213ZM254 223V222H253ZM211 224V225H212ZM13 226V225H12ZM251 227V231L253 230V225H250ZM211 228V227H210ZM42 234L45 235V236H49L48 239H47V243L50 242V247L53 251L57 252L56 251V247L54 246L55 245V240L51 234V229H50V225H49V219H48V215L46 213V217H45V222L44 224L42 225ZM6 236H8V238L6 239ZM15 239V238H14ZM17 239V238H16ZM8 240V241H7ZM256 241V239H255ZM12 244H10V243ZM46 245V244H45ZM22 246V244H21ZM20 245H15V247H12L11 250L14 252L13 249H20L21 247ZM89 253H97L99 255H97V257H94V258H91L90 260H93V259H98V257H102V258H99V259H103V252H102V247H95L93 249H88ZM17 251V250H16ZM87 251V250H86ZM66 253V252H65ZM75 252L73 253H66V254H59V260H61V263L65 262V264L67 262L70 263L71 260H74V258L76 257ZM58 257V256H57ZM80 258V256H78ZM77 257V258H78ZM89 260V261H90ZM3 261V262H4ZM58 261V260H57ZM56 261V262H57ZM95 261V260H94ZM94 261H91V264H93L92 262ZM98 261V260H96ZM96 261H95V264H96ZM101 261V260H100ZM190 261V259H189ZM198 261V262H197ZM203 261V262H204ZM2 262V261H1ZM2 262V263H3ZM74 262V261H73ZM103 263V260L102 262ZM100 263V264H101ZM188 263V262H187ZM230 263V264H231ZM71 264V263H70ZM98 264V263H97ZM199 264V263H198ZM229 264V263H228Z\"/></svg>",
  "mask_w": 264,
  "mask_h": 264
},
{
  "label": "crops",
  "instance_id": "0c3cea01",
  "mask_svg": "<svg viewBox=\"0 0 264 264\" xmlns=\"http://www.w3.org/2000/svg\"><path fill=\"white\" fill-rule=\"evenodd\" d=\"M141 66H144V62L139 64L134 57L125 56L106 64L104 74L109 85L128 89L134 104H154L162 95L155 91V85L151 86L149 80L152 78L147 77L149 73H143ZM48 188L49 198L45 200V209L56 245L70 247L85 242L88 239L86 221L89 218L86 199L81 195L76 196L74 187L66 180H51ZM163 191V200L178 201L179 186L164 184Z\"/></svg>",
  "mask_w": 264,
  "mask_h": 264
}]
</instances>
